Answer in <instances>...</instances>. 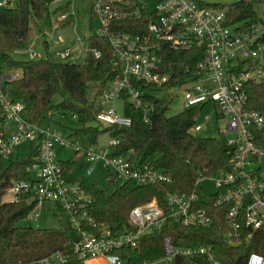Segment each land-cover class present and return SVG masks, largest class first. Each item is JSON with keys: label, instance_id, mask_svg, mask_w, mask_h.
I'll return each mask as SVG.
<instances>
[{"label": "built area", "instance_id": "2783aa9c", "mask_svg": "<svg viewBox=\"0 0 264 264\" xmlns=\"http://www.w3.org/2000/svg\"><path fill=\"white\" fill-rule=\"evenodd\" d=\"M11 1L0 0V7L10 8ZM39 1L51 12L55 4H70L72 0ZM89 3L91 15L99 19L97 35L109 41L119 66L115 80L103 86L100 96L102 107L95 114L94 122L101 126H128L129 117L117 113L113 107L103 106L116 99L121 100V97L133 108L140 109L142 119L146 121L151 105L143 95L152 91L145 92L138 83L160 88L167 82L168 77L158 71L156 53L160 43L165 42L172 49L201 48L202 56L190 79L179 87L168 89L175 91L185 87L181 94L182 110L210 102L221 117H227L225 131L231 137L226 138V143L232 148L230 169L216 175L196 177L188 193H166L164 207L153 199L131 207L127 215L131 229L113 233L106 225H97L89 215L90 196L77 183L65 181L58 164L59 151L70 148L73 152L71 160L83 175L89 174L93 164L100 162L106 169L105 180L112 176L120 182L137 185L162 182L167 178L148 163L132 167L126 156L111 155L108 147L117 143L114 138L107 136L103 140L104 145L86 143L68 139L57 129L27 122L21 115L23 104L2 91L3 82L18 78L20 71L0 65V162L5 163L12 156L22 157L18 151L22 143L29 145L27 155L36 149L26 167L28 179L6 180L0 167V188L3 190L0 201L22 200L30 206L25 218L37 217V209L51 206L59 210L68 226L78 235L72 251L82 264H127L117 259L113 252L121 248L135 250L144 237L155 233L160 234L159 256L135 264H220L213 258L211 247L177 246L171 233L163 232L167 219L183 226L207 227L211 223V214L207 207L201 205L203 199L200 194L209 197L214 206L225 207L222 236L227 244L261 242L264 239V149L254 143L253 131L261 127L263 118L258 112L244 108V87L248 81H264V69L257 61L260 43L264 42V39L260 40L264 29L257 35L254 25H251L249 32L243 33L225 24L223 10L205 7L202 0H156L152 9L139 0H133V7L129 6V0H91ZM142 15L147 18V23L140 33L113 35L108 31V22L114 18L139 19ZM64 17L65 13L58 14L55 20L60 21ZM50 22L56 25L52 20ZM59 42L57 37L54 43ZM11 52L19 51L13 49ZM23 53L28 59L36 56L30 48H25ZM53 55L54 59L62 60L69 51L56 49ZM92 55L96 58L99 53L93 50ZM240 61H250L253 65H243L237 71ZM200 129V125L193 123L187 132ZM80 160L81 165L78 166L77 161ZM203 178L214 183L212 194H206L200 186ZM65 262L63 254L56 251L32 264ZM245 264H264V254L251 250Z\"/></svg>", "mask_w": 264, "mask_h": 264}, {"label": "trees", "instance_id": "16d2710c", "mask_svg": "<svg viewBox=\"0 0 264 264\" xmlns=\"http://www.w3.org/2000/svg\"><path fill=\"white\" fill-rule=\"evenodd\" d=\"M258 2L259 0H237L228 5H203L223 10L225 24L246 33L256 23L254 5ZM129 6H134L133 0H129ZM63 13L64 19L56 21V15ZM42 20H52L57 26L70 25V5H58L48 12L39 0H16L13 7H0V65L20 71L18 78L3 82V93L23 104L21 115L27 122L39 123L50 115L73 118L79 126L70 129L67 136L86 143H97L101 133L107 134L117 140L116 144L108 147L111 155L126 156L132 167L148 163L167 178L162 182L134 185L110 176L107 182L112 189L108 190L89 182L72 160H58L65 181L77 183L90 196L88 213L97 225H106L117 234L128 231L131 225L127 215L131 207L152 199L164 207L163 198L166 193H188L196 177L229 171L232 148L227 145L224 136L198 137L187 132L201 105L167 115V102L155 98L151 93H144V99L151 105L146 121H143L140 109L133 108L121 97V113L130 118L128 126H101L94 122L95 114L102 107L100 96L103 86L114 81L119 72L113 50L106 38L97 34L88 36L80 63L54 59L47 53L43 58L13 57V49H25L28 44L31 24ZM146 23L144 15L139 19L117 17L108 22V31L113 35L140 33L145 30ZM262 23L264 26V22ZM263 39L264 31L260 36V40ZM93 50L98 51V57H93ZM156 55L159 61L158 71L166 75L168 80L160 88L138 83L145 92L166 91L189 80L202 56V50L195 46L172 49L162 42ZM243 65L251 67L253 64L250 61H240L237 71ZM262 68L264 69V65ZM244 90V108L258 112L263 118L261 127L253 131V141L264 149V81H248ZM55 96L58 101L54 103L52 99ZM35 153L36 149L24 158L12 156L7 162H0L1 172L6 180L28 179L26 167ZM2 191L0 188V196ZM200 196L203 199L200 201L201 205L207 207L211 214V223L207 227L183 226L171 219L165 221L163 232L171 233L177 246L211 247L214 250L213 258L220 264H245L251 250L264 254V239L259 243L252 241L238 245L227 244L222 236L225 230V207L214 206L209 197L203 194ZM29 208L22 200L0 201V264H32L56 251L63 254L66 264H82L72 251L78 235L66 221L55 228L28 225L24 219ZM147 236L140 241L137 249L121 248L113 253L117 254V259L127 264L159 256L157 241L160 234Z\"/></svg>", "mask_w": 264, "mask_h": 264}, {"label": "rangeland", "instance_id": "374dc122", "mask_svg": "<svg viewBox=\"0 0 264 264\" xmlns=\"http://www.w3.org/2000/svg\"><path fill=\"white\" fill-rule=\"evenodd\" d=\"M139 1H141V3L146 5L149 9H152L156 3V0ZM235 1L237 0H202V2L205 4L219 5H228ZM14 3L15 0H12L10 6L12 7ZM56 5L57 4H55L52 8H54ZM69 5L70 12L72 14V23L70 25L57 26L49 24L47 20H42L31 24V36L25 48H29L35 39L34 45L31 47V51L36 53L35 58H43L45 56L42 46L43 40L48 42L49 55L52 58H55L53 53L50 52V50L54 48L52 46L55 45L52 43V40H54L56 37H60L62 39L61 42L55 46L57 48H68L69 51V55L61 61L71 63L82 62L86 46V39L88 36L96 35L100 31L99 19L89 13V0H72ZM254 11L256 14V23L254 24V28L256 34L258 35L264 29L262 23L264 22V0H259V2L254 5ZM18 51L19 52L16 53L11 52V55L17 59H25L27 57L26 55L22 54L24 49ZM257 61L261 65H264V42L260 43L257 52ZM184 88L185 87L182 86L180 89H175V91L173 89H167V91L154 90L151 92V94L155 98L167 102L166 114L170 115L182 109L181 94ZM57 101L58 97L55 96L52 99V102L55 103ZM103 106L104 108L113 107L117 113L122 112V101L120 99H116L111 104H105ZM226 119V116L221 117L217 113V109L212 103L207 102L200 106L194 117V123L200 125L201 129L197 132L191 131L190 133L198 137L217 138L219 136H224L225 138H230L231 134L225 131ZM39 124L41 126H48L49 128L57 129L63 136L71 140H74V138L67 136L69 135V130L79 126L75 119L68 118L63 115H50V117L42 119ZM106 139L107 135L101 133L98 136L97 143L99 145H104L103 140ZM28 146V143H22L18 147L19 155H22L23 158L27 156ZM72 158L73 152L70 148H64L57 154V159L59 161L71 160ZM77 165H81V160L77 161ZM105 174L106 169L101 166L100 162H96L93 164V170L84 176L89 182L95 184L97 187L111 190L112 186L108 184L107 180H105ZM200 186L206 194H212L215 191L214 183L207 178H203L200 181ZM35 211L37 213V217L25 218L24 222L26 224L37 228H55L60 227L65 223L63 215L54 207L50 206L49 208L37 209ZM147 237H149V235ZM157 243L160 248L159 236Z\"/></svg>", "mask_w": 264, "mask_h": 264}, {"label": "crops", "instance_id": "0c3cea01", "mask_svg": "<svg viewBox=\"0 0 264 264\" xmlns=\"http://www.w3.org/2000/svg\"><path fill=\"white\" fill-rule=\"evenodd\" d=\"M56 7H57V6H56ZM54 8H55V7H54ZM48 23H49V24H52L51 22H48ZM53 30H54V29H53ZM36 38H37V37H36ZM56 38H57V37H56ZM56 38H55V39H56ZM58 38L60 39V42H61L62 39H61L60 37H58ZM55 39H54V40H55ZM34 40H35V39H34ZM34 40H33L32 44L29 46L30 49H32L31 47L34 45ZM54 40H52V43H53V44H55V43H54ZM60 42H59V43H60ZM59 43H56L55 45H57V44H59ZM55 45L52 46V47H54V48H53L52 50H50L51 53H53L56 49H59V50H62V49H68V48H57ZM42 46H43V49H44L45 54H46V53L49 54V53H48V47H49V45H48V42H47L46 40H43V44H42ZM22 54L25 55V53H22ZM49 56H50V55H49ZM25 59H27V57H26ZM59 152H60V151H59Z\"/></svg>", "mask_w": 264, "mask_h": 264}]
</instances>
